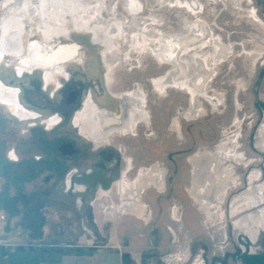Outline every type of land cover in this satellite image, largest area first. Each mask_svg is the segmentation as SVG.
Wrapping results in <instances>:
<instances>
[{
	"label": "rangeland",
	"instance_id": "obj_1",
	"mask_svg": "<svg viewBox=\"0 0 264 264\" xmlns=\"http://www.w3.org/2000/svg\"><path fill=\"white\" fill-rule=\"evenodd\" d=\"M130 1L106 0L113 12L106 11V6H100V11L103 19L115 14L125 25L121 51L114 49L107 57L115 66L113 80H117L119 90H141L145 95L143 107L150 115L145 135L140 131L139 136L128 139L137 148L138 167L150 169L157 179L158 185L146 189L141 197L145 214L129 213L128 205H123L125 201L114 192L97 199L86 211L80 204V193L71 199L64 197L61 179L48 186L43 184L45 169L36 173L26 168L22 177L19 172L7 171V181L1 169L0 264L8 253L11 259L27 264H45L48 260L49 264H86L84 253L46 258L31 252L87 249H119L136 264H195L198 260L202 264H241L246 254L264 250V224L253 235L234 227L251 212L230 214L233 201L239 197L260 198L264 194L260 191L264 184L260 135L264 124V27L254 18L258 15L264 22V0H182L197 4L195 17L205 25L203 39L209 40L211 34L220 42V48L228 50L218 53L211 73L199 61L197 104L203 111L191 120L185 116L189 112V93L171 86L160 94L150 81L173 71L170 64L159 63L152 49H157L168 35L183 33L191 41L193 32L186 33L185 21H195L194 15L178 6L176 0H136L138 11L131 14ZM2 12L4 17L6 12L0 11V16ZM103 19L96 17L92 23H103ZM115 31L110 29L112 34ZM135 35L142 42L154 41L148 45L150 49L135 50L131 44ZM72 40L89 45L90 36L75 33ZM209 51L210 46L205 45L199 52ZM15 120L8 115V128L15 127ZM8 136L9 147L15 146V133ZM233 140L238 141L236 150L243 160L235 164L223 197L206 198L212 207L205 211L188 192L192 185L188 159L199 151H215L221 143L229 146ZM143 151L150 157L145 164L140 161ZM8 153L11 159L20 156L17 149H9ZM26 156L30 164L33 155L30 152ZM208 164L205 160L200 168L205 171ZM255 172L258 177L251 181ZM206 178L207 174L198 176L200 188L207 184ZM148 183L143 179V185ZM96 197L97 193L93 194L92 200ZM256 207L252 214L264 211V200L257 201ZM93 254L95 261L100 259L101 254Z\"/></svg>",
	"mask_w": 264,
	"mask_h": 264
},
{
	"label": "flooded vegetation",
	"instance_id": "obj_2",
	"mask_svg": "<svg viewBox=\"0 0 264 264\" xmlns=\"http://www.w3.org/2000/svg\"><path fill=\"white\" fill-rule=\"evenodd\" d=\"M3 14L0 21L7 16ZM37 25L38 20L31 23L29 18L25 19L21 56L28 55L30 43L44 41ZM75 33L89 34V45L72 40ZM50 43L51 53L75 45V56L69 57L70 60L41 64L42 67L34 63L25 67L20 56L4 54L0 59V83L15 91L17 104L25 113L22 117L13 113L0 99V108H3L0 109V170L7 181V171L19 172L18 176L22 177L26 168L36 173L45 169L43 184L48 186L61 179L64 197L71 199L73 194L80 193V204L87 211L99 199L92 200L93 194L98 193V186H112L113 190L119 181L135 179L142 168L137 165V148L128 139L139 136L140 131L149 130V127L138 123L131 135H121L120 131L131 120L127 94L132 91L119 90L117 80H113V70L109 71L103 58L105 47L95 42L90 33L69 29L67 35H58ZM86 110L90 116L85 128H92L90 123L96 122L92 128L95 136L82 133L76 124L77 115ZM8 115L16 119L11 129L8 128ZM13 133L15 146L9 147L8 135ZM9 149L19 150L20 156L11 159ZM30 152L33 161L29 164L26 155ZM142 155L144 158L140 161L145 164L150 157H146L145 151ZM79 184L86 188L76 190Z\"/></svg>",
	"mask_w": 264,
	"mask_h": 264
},
{
	"label": "bare ground",
	"instance_id": "obj_3",
	"mask_svg": "<svg viewBox=\"0 0 264 264\" xmlns=\"http://www.w3.org/2000/svg\"><path fill=\"white\" fill-rule=\"evenodd\" d=\"M105 1L106 0H3V3H0V10L2 8L4 11H7V16L0 21V30L2 32L0 37V59L4 54L17 57L20 56L22 64H24L25 67L26 65L30 67L32 63L38 66L41 64L60 62L65 58L68 59L69 57L73 58L76 53L75 45L61 47L60 49L58 48L59 50L56 49L57 51H52V53L48 50V47H51L52 45L50 41H52L54 37L61 34L67 35L69 29H72L75 31L90 33L95 42L105 47L104 52H102L103 58L105 59L104 61L106 62L109 71L112 72L115 66L112 62L107 60V57L114 49H118V52L121 51L119 45L120 42L124 41L123 36L125 33V25L117 19L115 14H112V17L108 20L103 19L100 6H106ZM136 3L139 4L136 0H131L129 3V12L131 14L138 11L136 9ZM176 4L187 9L194 15V19H196L195 21L188 19L185 21L186 33L189 34L193 32V37L190 41L185 38L187 35L183 33L168 35L166 36V40L160 42V46L157 49H152L155 53V57L159 60V63L170 64L172 68L171 70L174 72H168L161 77L154 78L150 82L160 94L165 93L171 86L178 87L179 89L185 90L189 93L191 98L188 106L189 112L185 113V116L187 119L191 120L194 119L199 112L203 111V108H199V105L197 104L199 82H196L201 79V76L197 74L199 73V61L204 63L209 73H211L217 61L216 58L219 55L218 53H228V50L220 48V42H218L214 36H211V34L209 36V40H207V38L206 40L203 39L205 36V31L203 30L205 25L203 26V24H201L199 17H195L198 13V6L195 1L192 3L188 1L183 2L182 0H176ZM105 10L113 12V9L108 6L105 7ZM67 15H69L70 18H66ZM96 17H101L103 19V23H92V21L96 20ZM27 18H29L31 23L38 20L37 29L43 34L44 41H35L30 43L28 47V55L21 56V52L23 50L22 34L25 31V19ZM254 18L261 27H264V22L258 18V15H255ZM68 22H71V24ZM69 24L72 28L69 27ZM112 28L117 30L114 34L110 33V29ZM131 41L134 49H138L140 51L149 50L150 48L148 45L154 42H150L147 39L142 42L136 35L132 37ZM114 43H117V45H114ZM205 45L210 46V51L200 53L199 51H201L202 47ZM188 53H190V55H186ZM210 78L211 77H208L206 79V84H208ZM111 79L112 78L110 76L109 80ZM127 96L128 99H130L131 108L129 107V114L131 120L127 127L120 131L121 135H131L138 123H144L148 127L150 125L149 112L147 111V108L143 107L145 101L144 93L141 90H136L128 93ZM0 99L9 105V108L13 111V113L20 114L21 117L25 116V113H23L24 110L17 104L15 91L5 88L1 83ZM88 110L77 115L75 119L76 124L80 126L82 133L95 136L92 128L97 125L96 122L93 121V123H90L92 128H85L86 125H89L87 122L85 123L90 116ZM260 135L263 139L261 146L264 148V124L261 126ZM230 142L231 144H229V146H227L228 144L226 145V143H221L215 151H199L188 159L192 169V185L188 192L192 200L205 211H209L212 207L211 204L206 203V198H211L213 195H216L215 197L218 200L223 197L225 192L224 188L227 185L226 183L231 181L235 164L243 160V155L236 150L238 141L233 140ZM205 160L209 161V164L206 166L204 171V168H200V166ZM229 162L232 164L225 167L224 165ZM201 169L202 171H200ZM203 174H207V184L205 183L202 185V188H200L198 184V176ZM258 174V172H255L251 181L256 180ZM143 179L149 180V185H143ZM156 184L157 179H155L150 169H140L134 180H121L115 184V188L113 190L112 186L109 188L107 186H98L97 197L101 198L109 196L111 192L117 193L121 200L125 201L122 202V204L128 205L129 213L144 216L146 206L143 205L141 197L146 189L151 188V186ZM217 187H220V190H218ZM85 188L84 184H79L77 185L76 190H84ZM260 191L264 192V184ZM260 199L264 200V194H262L260 198L242 196L233 201L230 214L238 216L246 212H251L250 214L245 215L238 222H235L234 227L236 229H246L250 234H257L259 228L262 224H264V211H261L260 214L256 215L252 214V211L255 209L256 203ZM247 200L250 202H243ZM214 201L215 200H213V202ZM195 264H202V262L198 260Z\"/></svg>",
	"mask_w": 264,
	"mask_h": 264
},
{
	"label": "crops",
	"instance_id": "obj_4",
	"mask_svg": "<svg viewBox=\"0 0 264 264\" xmlns=\"http://www.w3.org/2000/svg\"><path fill=\"white\" fill-rule=\"evenodd\" d=\"M19 252V251H17ZM15 252V253H17ZM21 252H25V250H21ZM31 253H39L41 257L50 258L52 255H59L58 257H61L63 253H84L88 260H86V264H136V261L132 258L127 256L123 251L121 250H68V251H53V252H40V251H33ZM95 253L96 255L101 254L100 259L96 260L94 257H92ZM11 253H8L5 256V259H3V264H27L26 262L18 261V259H11L10 257ZM104 255V256H102ZM114 256H117V259L113 258ZM60 259V258H59ZM50 260L46 261L45 264H49ZM241 264H264V250L261 252H251L246 254Z\"/></svg>",
	"mask_w": 264,
	"mask_h": 264
}]
</instances>
